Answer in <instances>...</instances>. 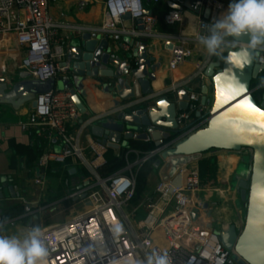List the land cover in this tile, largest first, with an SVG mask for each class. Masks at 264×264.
<instances>
[{"label": "built area", "instance_id": "built-area-1", "mask_svg": "<svg viewBox=\"0 0 264 264\" xmlns=\"http://www.w3.org/2000/svg\"><path fill=\"white\" fill-rule=\"evenodd\" d=\"M145 1L155 5L161 0ZM205 8L210 10V17L199 23V30L203 32H206V26L213 18L226 9L223 4L213 0H198L194 6V10L198 9L199 13ZM104 9L105 21L96 30L106 34L114 31L126 15L132 21H141L145 29L156 22L155 17L146 15L144 0H104ZM162 22L171 26L182 22L181 11L170 10L162 17ZM58 27L48 15L47 0H0V36H15L17 44L25 50L22 67L33 80L45 82L66 71L65 67L58 65L64 60L66 49L62 45L53 46ZM237 46L239 44L235 47ZM191 57V50L175 48L168 65L169 70H175ZM258 63L264 65L259 60ZM203 76V68H200L194 77ZM146 99L132 101L124 105L121 111L139 105ZM35 101V121L30 126L39 128L38 137L48 131V135H55L63 146L59 152L47 150L38 158L39 174L35 184L42 183V172L50 164L62 165L70 158H77L88 167L94 178L91 185L73 196L85 193L89 204L86 210L63 223L43 229L50 252L49 264H139L145 254L152 251H166L170 264L231 262V252L221 245L214 232L203 231L199 223V215L205 210V206L197 195L206 191L209 186L201 185L196 169L181 170L170 181L158 182L154 196L142 207L127 214L126 208L135 194L136 172L151 161L154 162L158 150H126L123 153L124 167L101 179L97 172L105 165L104 154L107 149L97 140L90 141L89 150L93 159L88 160L79 145L84 127L79 125L73 134L68 133V127L81 123V114L72 103L69 92H51L37 96ZM208 110L209 107L196 111V106L192 105L189 112L179 113L176 121L181 132L177 137H184L204 127ZM195 111L201 117L197 122L189 124L190 113ZM105 116L91 118L87 122L91 123ZM132 154L136 155L133 162L129 159ZM141 209L146 212L145 218L137 222L134 228L129 217H134ZM116 224L123 229L119 234L113 231ZM157 230L163 233L164 249L154 242L153 234Z\"/></svg>", "mask_w": 264, "mask_h": 264}, {"label": "crops", "instance_id": "crops-1", "mask_svg": "<svg viewBox=\"0 0 264 264\" xmlns=\"http://www.w3.org/2000/svg\"><path fill=\"white\" fill-rule=\"evenodd\" d=\"M168 1L161 0L158 4L152 5L144 0V8L156 18V22L150 28L145 29L143 35L138 31L137 23L130 19L121 20L109 35L112 38L118 37L119 43L122 44V50L127 52L130 49L126 42L130 40H134L135 44L140 41L146 42L148 54L154 57L157 62H161L159 71L155 74V81L151 83L153 101L165 98L171 104H178L177 92L186 90L189 98V108L186 112L190 111L192 105L196 106V111L208 108L212 101L209 80L205 76L202 78L194 76L200 68H203L204 75L210 62L222 61L227 48L220 56L210 57L204 47L199 44L198 36L205 34L199 30V23L207 21L204 18L203 10L196 14L183 9L181 11L182 22L172 26L164 24L161 16L171 10L167 5ZM213 1L226 7L222 14L230 3V0ZM47 12L52 21L59 26L55 30L56 42L53 46L62 45L64 49H66L69 39L84 31L99 29L105 21L104 0H47ZM219 16L217 15V17ZM182 41L185 43L183 44ZM168 43L172 44L173 49H166ZM179 47L191 50L192 57L175 70H169L168 65L172 51ZM24 57L25 50L17 44L14 35L0 36V80L12 81V83L26 80L28 72L22 67ZM62 62L63 60L58 65L60 66ZM63 74L59 73L56 79H59ZM187 81L188 83H186ZM107 82L109 80L81 78L76 79L74 86H71L74 87L86 109V112L81 114L80 122L82 124H79L84 127L79 145L83 148L84 157L88 160L93 159L89 150V142L96 140L91 136V126L108 118H114L126 105L119 100L116 93L106 94L103 92L102 87ZM205 87L208 90L206 100L210 103L206 101L205 105H202L201 100L204 97L202 90ZM194 99L195 101H193ZM196 111L190 113L189 124L200 119L195 116ZM104 115H106L104 118L97 121L87 122L91 118ZM164 120L162 118V121ZM34 121V109L30 103L23 105L18 110L12 109L10 105H0V193L3 194L0 199V209L8 219L3 233L0 234H20L33 226L45 229L71 219L84 212L88 206L87 198L82 199L85 193L73 197L94 182L91 170L77 158H70L62 165L50 164L42 172V183L35 184V179L39 174L37 155L47 150L59 152L63 146L59 138L53 134L48 135V131H45L42 137H38L39 128L30 126ZM139 143L146 145L149 149L138 150L132 147L129 149L137 152L154 149L151 141ZM15 146L25 148L27 153L23 154ZM31 157H36L37 160L33 162ZM113 157H115L113 152L107 150L104 154L105 165L99 170L106 166V159ZM206 158H212L215 161L216 179L213 185L208 184L209 188L206 191L197 195L205 206V210L199 215V223L205 232L219 231L231 224L240 228L244 219V208L239 201L238 190L232 189L231 184L246 178L250 166L249 153L246 151L239 153L212 151L203 156V159ZM129 159L131 162L135 161L136 155L132 154ZM197 163L191 164L189 168L196 169ZM153 175H157V171L153 170L148 175L147 181ZM158 182H160L159 179ZM9 187H13L15 198L9 194ZM153 196L154 189L138 207H142ZM132 208L135 209V207H131L130 211L133 210ZM163 237L160 230L153 234L155 244L164 249Z\"/></svg>", "mask_w": 264, "mask_h": 264}, {"label": "water", "instance_id": "water-1", "mask_svg": "<svg viewBox=\"0 0 264 264\" xmlns=\"http://www.w3.org/2000/svg\"><path fill=\"white\" fill-rule=\"evenodd\" d=\"M197 1L169 0L167 5L171 10L186 9L199 14L198 9L194 10ZM203 14L208 20L210 10L205 8ZM220 14L222 12L218 16ZM146 15L151 13L146 12ZM125 19L129 20V15L121 20ZM136 23L143 35V23ZM239 39V46L228 48L222 61L210 62L204 71L212 92L210 103L206 100L207 87L202 90L201 104L210 103L205 126L181 138L177 137L181 130L176 119L179 113L189 108L186 90L177 92L178 104H171L165 98L153 101L151 83L155 81L161 62L148 54L146 42H126L130 49L127 52L122 50L118 37L112 38L97 30L84 31L69 39L66 55L60 64L66 71L59 79L40 82L27 74L26 80L17 83L0 80V105H10L18 110L30 103L35 109L37 96L68 91L78 112L84 114L85 106L71 87L76 79L81 78L109 80L103 85V92L116 93L125 104L147 98L139 105L118 112L114 118L91 126L90 133L115 157L129 149L132 142L151 141L158 150L153 169L162 183L201 161L209 152L248 151L250 166L246 178L231 184L232 189L238 190L239 201L244 207L242 226L238 228L231 224L214 233L221 245L231 252L232 264H264V116L240 106L252 102L264 111V84L251 87L264 71V65L258 63L255 53H249L248 36ZM166 49H173L172 44L168 43ZM249 55L252 59L246 63ZM195 116L200 118L201 114L196 112ZM8 192L15 198L13 187H9ZM2 197L0 193V199ZM0 221H8L1 209Z\"/></svg>", "mask_w": 264, "mask_h": 264}, {"label": "clouds", "instance_id": "clouds-1", "mask_svg": "<svg viewBox=\"0 0 264 264\" xmlns=\"http://www.w3.org/2000/svg\"><path fill=\"white\" fill-rule=\"evenodd\" d=\"M248 36L249 53L264 63V0H230L227 10L206 26L205 34L198 36L208 56H220L226 48L235 47L240 37ZM252 59L249 55L245 62ZM5 221H0L3 233ZM113 231L119 234L122 226L116 224ZM50 252L45 233L33 226L20 234H0V264H49ZM139 264H170L168 253L152 251L145 254Z\"/></svg>", "mask_w": 264, "mask_h": 264}, {"label": "trees", "instance_id": "trees-1", "mask_svg": "<svg viewBox=\"0 0 264 264\" xmlns=\"http://www.w3.org/2000/svg\"><path fill=\"white\" fill-rule=\"evenodd\" d=\"M168 12V11H167ZM161 16V15H159ZM163 16H161L162 18ZM264 84V71H262L258 78L252 82V89L256 88L260 85ZM194 115V114H193ZM192 115V116H193ZM195 117V116H193ZM79 127V124H75L73 126H70L68 128V133L72 134L77 128ZM18 150H20L23 154L27 153V150L22 147L15 146ZM131 147L138 150H148L149 147L146 145H141L139 142H132ZM26 150V152H24ZM29 152V151H28ZM43 152H40L37 155V159L42 155ZM28 156V155H27ZM35 158L31 157V161L35 162ZM153 161L150 163L144 165L142 168H140L136 173V186H135V194L133 199L128 203V208L131 207L137 208L143 200L149 196V193L147 192L146 183L148 180V175L154 170L153 169ZM124 159H123V152L119 155V157H113L112 159H106V166L102 168L101 170H98L97 174L101 179L107 178L119 170H121L124 167ZM106 172H105V171ZM197 173L199 176V180L201 185L205 186L208 184L213 185L215 183V177H216V164L215 161L212 158H206L202 159L197 163ZM104 172V173H103ZM139 208V207H138ZM133 209V208H132ZM228 264H232L231 262Z\"/></svg>", "mask_w": 264, "mask_h": 264}, {"label": "rangeland", "instance_id": "rangeland-1", "mask_svg": "<svg viewBox=\"0 0 264 264\" xmlns=\"http://www.w3.org/2000/svg\"><path fill=\"white\" fill-rule=\"evenodd\" d=\"M157 183H158V176L157 175H153L152 177H150L149 181H147V183H146L147 192L149 193L153 189H155ZM129 212H130V209L126 208V213L128 214ZM167 212H169V211H167ZM145 215H146L145 210L141 209L140 211L137 212V214H135L134 217H129V221L135 227L137 222H139L145 218ZM216 231H218V230H216Z\"/></svg>", "mask_w": 264, "mask_h": 264}, {"label": "snow or ice", "instance_id": "snow-or-ice-1", "mask_svg": "<svg viewBox=\"0 0 264 264\" xmlns=\"http://www.w3.org/2000/svg\"><path fill=\"white\" fill-rule=\"evenodd\" d=\"M240 106L246 108L252 113H258L260 116H264V111H261L259 108L255 107L252 102H246Z\"/></svg>", "mask_w": 264, "mask_h": 264}, {"label": "bare ground", "instance_id": "bare-ground-1", "mask_svg": "<svg viewBox=\"0 0 264 264\" xmlns=\"http://www.w3.org/2000/svg\"><path fill=\"white\" fill-rule=\"evenodd\" d=\"M118 264H125V262H119Z\"/></svg>", "mask_w": 264, "mask_h": 264}]
</instances>
